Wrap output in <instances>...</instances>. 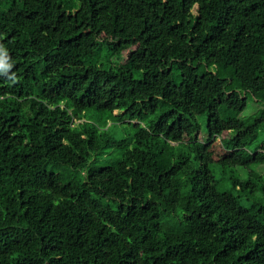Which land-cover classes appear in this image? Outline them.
I'll use <instances>...</instances> for the list:
<instances>
[{"label":"trees","instance_id":"trees-1","mask_svg":"<svg viewBox=\"0 0 264 264\" xmlns=\"http://www.w3.org/2000/svg\"><path fill=\"white\" fill-rule=\"evenodd\" d=\"M249 94L264 0H0V264H264Z\"/></svg>","mask_w":264,"mask_h":264},{"label":"rangeland","instance_id":"rangeland-1","mask_svg":"<svg viewBox=\"0 0 264 264\" xmlns=\"http://www.w3.org/2000/svg\"><path fill=\"white\" fill-rule=\"evenodd\" d=\"M130 50H125L123 52V56L126 57L131 52ZM264 108V102L261 99L254 98L251 94L248 95L247 99V106L246 109L241 113L240 118L247 119L249 117L254 116L260 109ZM117 114L118 111L114 112V117L112 118V122L117 120ZM112 122L109 123V126L112 125ZM137 122V121H135ZM122 126V125H120ZM125 127H123L121 130H123ZM110 131L112 133H118L119 128L116 126H111ZM226 135V134H225ZM196 137L197 140L200 141L201 144L206 143L208 133L205 123H201V131L196 130L192 124H189L187 127V135L186 140L191 141L193 138ZM264 138V135L260 133L259 139L256 143H253L251 145V148L254 145L261 144L262 140ZM152 145V143H150ZM225 147L223 146L221 139L218 138L216 140H213L212 143L209 146V149L204 154L202 158L197 157L196 155H193V164L194 167L198 168L200 165H203L205 163L208 164L209 168L213 171L215 177L217 178L219 182V188L222 190H228L233 185V178L239 179L241 181H244L245 179L249 178V173L251 172H258L259 174L264 176V164L259 165H250L248 167H222L220 166L216 161L219 160L223 154L225 153ZM103 158H98V163L101 162ZM209 160V161H207ZM52 169V167H50ZM57 172H67L68 174H73V170H67L63 169L62 167L54 168ZM257 188L253 192H250L252 189L251 187L247 189L248 194L250 193V200H258L262 201L263 193H262V180L257 182ZM240 188V186H238ZM255 188V187H253Z\"/></svg>","mask_w":264,"mask_h":264}]
</instances>
